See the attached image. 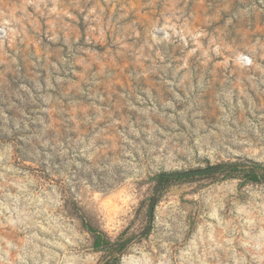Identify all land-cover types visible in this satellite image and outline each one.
<instances>
[{
    "label": "rangeland",
    "instance_id": "obj_1",
    "mask_svg": "<svg viewBox=\"0 0 264 264\" xmlns=\"http://www.w3.org/2000/svg\"><path fill=\"white\" fill-rule=\"evenodd\" d=\"M264 0H0V264H264Z\"/></svg>",
    "mask_w": 264,
    "mask_h": 264
},
{
    "label": "trees",
    "instance_id": "obj_2",
    "mask_svg": "<svg viewBox=\"0 0 264 264\" xmlns=\"http://www.w3.org/2000/svg\"><path fill=\"white\" fill-rule=\"evenodd\" d=\"M215 172L222 173L227 177H235V176H240L241 178L247 177L251 181H256V182H262L264 181V176H261L258 174V172H254V170L250 169L248 173L246 174L244 168L240 163L237 162H230V163H224L220 164L218 169L215 170ZM93 235L96 238V242L100 247L107 248L110 252V259H108L105 264H114L118 260H120V255L122 252L127 248V242L123 243H114L110 244L102 235L98 234L96 230H90Z\"/></svg>",
    "mask_w": 264,
    "mask_h": 264
}]
</instances>
